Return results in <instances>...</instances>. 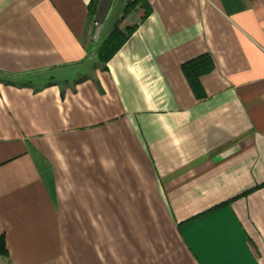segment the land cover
I'll use <instances>...</instances> for the list:
<instances>
[{
  "label": "crops",
  "instance_id": "obj_1",
  "mask_svg": "<svg viewBox=\"0 0 264 264\" xmlns=\"http://www.w3.org/2000/svg\"><path fill=\"white\" fill-rule=\"evenodd\" d=\"M91 1L0 0V264H264V0Z\"/></svg>",
  "mask_w": 264,
  "mask_h": 264
},
{
  "label": "trees",
  "instance_id": "obj_2",
  "mask_svg": "<svg viewBox=\"0 0 264 264\" xmlns=\"http://www.w3.org/2000/svg\"><path fill=\"white\" fill-rule=\"evenodd\" d=\"M97 4H98V0H92L88 6V18L91 21L93 20V16L95 14ZM137 10H140L142 12L141 16L138 18V21L136 22L129 21L128 23L125 24L124 22L127 20V18ZM147 16H148V5L144 0H128L126 2L120 20L115 24V26L108 34L107 38L104 40V42L101 44V46L98 49L97 57L100 64H105L108 61V59L120 48V46L128 39V37L132 34V32L137 28L138 24L142 22ZM203 62H204V58H200L182 67L186 77L190 80V82L192 80L191 78L193 77L192 68L196 66L205 67ZM197 74H199L198 69L197 72H195L194 77ZM0 255L6 256L2 238H0Z\"/></svg>",
  "mask_w": 264,
  "mask_h": 264
},
{
  "label": "water",
  "instance_id": "obj_3",
  "mask_svg": "<svg viewBox=\"0 0 264 264\" xmlns=\"http://www.w3.org/2000/svg\"><path fill=\"white\" fill-rule=\"evenodd\" d=\"M111 3H112V0H100L99 5L97 7L96 14H95V18H94V21L96 24H101Z\"/></svg>",
  "mask_w": 264,
  "mask_h": 264
},
{
  "label": "rangeland",
  "instance_id": "obj_4",
  "mask_svg": "<svg viewBox=\"0 0 264 264\" xmlns=\"http://www.w3.org/2000/svg\"><path fill=\"white\" fill-rule=\"evenodd\" d=\"M115 1V4H114V10H113V12H112V17H111V19H113V17H114V12H116L115 10H117L116 9V6L118 5V3L119 2H121L122 0H114ZM98 27H95V29H97ZM96 31V30H95ZM94 31V32H95ZM96 33V32H95Z\"/></svg>",
  "mask_w": 264,
  "mask_h": 264
},
{
  "label": "built area",
  "instance_id": "obj_5",
  "mask_svg": "<svg viewBox=\"0 0 264 264\" xmlns=\"http://www.w3.org/2000/svg\"><path fill=\"white\" fill-rule=\"evenodd\" d=\"M97 26H98V24L94 23V27H97Z\"/></svg>",
  "mask_w": 264,
  "mask_h": 264
}]
</instances>
